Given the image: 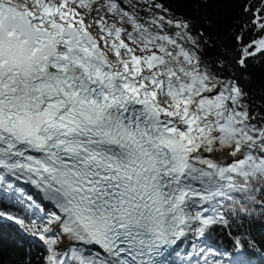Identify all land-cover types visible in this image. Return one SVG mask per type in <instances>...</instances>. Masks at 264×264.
Wrapping results in <instances>:
<instances>
[{
  "label": "snow or ice",
  "instance_id": "6c2138e0",
  "mask_svg": "<svg viewBox=\"0 0 264 264\" xmlns=\"http://www.w3.org/2000/svg\"><path fill=\"white\" fill-rule=\"evenodd\" d=\"M196 3L236 15L224 31L163 0H0L17 264H264V0Z\"/></svg>",
  "mask_w": 264,
  "mask_h": 264
},
{
  "label": "trees",
  "instance_id": "16d2710c",
  "mask_svg": "<svg viewBox=\"0 0 264 264\" xmlns=\"http://www.w3.org/2000/svg\"><path fill=\"white\" fill-rule=\"evenodd\" d=\"M163 2L175 13L174 18L192 19L197 27L203 26L204 20L201 17L206 15L213 19L221 30L226 31L236 15V6L227 3L219 5L220 12L224 14V19H221L214 10V6L198 5L196 0H163ZM249 71L251 72V84L259 93L261 86L264 85V65L252 67ZM259 98L257 95V99ZM255 231L259 238L262 230L257 228ZM27 247L28 245L13 225L5 223L0 228V264H17L18 261L25 260Z\"/></svg>",
  "mask_w": 264,
  "mask_h": 264
}]
</instances>
